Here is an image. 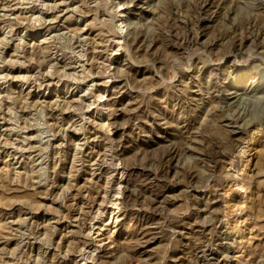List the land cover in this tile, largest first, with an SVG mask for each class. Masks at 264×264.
Returning a JSON list of instances; mask_svg holds the SVG:
<instances>
[{"label":"rangeland","instance_id":"374dc122","mask_svg":"<svg viewBox=\"0 0 264 264\" xmlns=\"http://www.w3.org/2000/svg\"><path fill=\"white\" fill-rule=\"evenodd\" d=\"M202 1L0 0V264H264V0Z\"/></svg>","mask_w":264,"mask_h":264},{"label":"bare ground","instance_id":"6f19581e","mask_svg":"<svg viewBox=\"0 0 264 264\" xmlns=\"http://www.w3.org/2000/svg\"><path fill=\"white\" fill-rule=\"evenodd\" d=\"M213 3V0H203L202 1V7L204 8V7H208L209 5H211ZM215 3V2H214ZM200 7V6H199ZM12 12V11H11ZM219 17V16H218ZM210 18V17H209ZM257 36V35H256ZM138 37V36H137ZM193 37V36H192ZM261 37V36H260ZM129 38V37H128ZM141 39V38H140ZM189 39V38H188ZM192 39V38H191ZM194 40V39H193ZM185 41V40H184ZM182 42L181 43V45L182 46H187V47H191L192 46V43H193V41L192 40H187V41H185V42ZM238 41V40H237ZM237 41H235L234 40V42H233V45H236V47L237 46H239V47H241V43L240 44H237ZM167 43V42H166ZM195 44V43H194ZM259 44V43H258ZM212 46V45H211ZM211 46H209V48L211 49ZM178 48V47H177ZM179 48H181V47H179ZM95 49V48H94ZM184 49H186V48H184ZM222 90V89H221ZM223 91V90H222ZM188 114V113H187ZM186 114V115H187ZM230 121V120H229ZM226 124H231V122H227ZM237 130H239L238 128H237ZM236 132V131H235ZM234 133V132H233ZM49 141V140H48ZM214 150V149H213ZM209 151V150H208ZM178 153H179V150H177V149H175V150H173V151H171L170 153H169V159H168V167L170 168L171 167V162L173 161V159L174 158H176V156L178 155ZM216 153V152H215ZM32 155V154H31ZM209 155H211V154H209ZM217 156H219V157H222L223 156V153H221V155L220 154H217ZM217 156H215V158H216V161L218 162V158H217ZM167 157V156H166ZM206 158V157H205ZM211 158V157H210ZM217 162H216V164H217ZM168 168V169H169ZM163 172V171H162ZM168 172V171H167ZM161 173V172H160ZM165 174H166V172H165ZM218 174V173H217ZM168 175V174H167ZM189 175V174H188ZM192 175L193 174H191V178H193L192 177ZM167 177V176H166ZM165 179V178H164ZM159 199V198H158ZM168 228V227H167ZM194 248V247H193ZM210 248V247H209ZM204 250V249H203ZM203 252V251H202ZM204 255H205V253H204ZM211 261V260H210ZM207 263V262H206Z\"/></svg>","mask_w":264,"mask_h":264}]
</instances>
